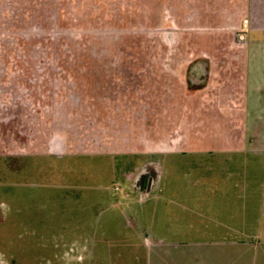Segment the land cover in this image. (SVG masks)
<instances>
[{"label": "rangeland", "instance_id": "374dc122", "mask_svg": "<svg viewBox=\"0 0 264 264\" xmlns=\"http://www.w3.org/2000/svg\"><path fill=\"white\" fill-rule=\"evenodd\" d=\"M245 18L264 28V0H0V264H145L118 203L149 161L161 178L132 204L138 230L264 264V109L241 98L264 104V76L247 90ZM196 56L203 91L187 86ZM82 231V253L58 248Z\"/></svg>", "mask_w": 264, "mask_h": 264}, {"label": "flooded vegetation", "instance_id": "af4514ba", "mask_svg": "<svg viewBox=\"0 0 264 264\" xmlns=\"http://www.w3.org/2000/svg\"><path fill=\"white\" fill-rule=\"evenodd\" d=\"M242 43H243V41H242ZM192 61H194V62L191 63L190 69L187 73V76L189 77V80H187V83H188L187 86L193 87V84L190 83L192 81L190 79V77H191V78L196 80V82L195 81H193V82L197 84L195 86L196 88L195 87H193V88L197 91H200V90L203 91V89L206 87V85L208 83L207 80H209V77H210V73H211L209 70L210 66H208L207 63L205 62V60H203V58H200L199 56L194 57V59ZM233 102L234 101L232 100V105L228 104L230 111L227 110V111L223 112V110L222 111L220 110V113L226 114L225 116H227V118L231 117L232 111L234 109L233 108V104H234ZM202 108H203V106L200 107V109H202ZM217 109L219 110L220 108L217 107ZM221 135H222V137H224L226 135V133L221 134ZM14 171H19V170H14ZM160 178H161V172H160L159 164L157 165L153 161L147 162L146 164H144L140 168L136 169V171L134 172L133 177H132V191L134 193V196H132V198H130V199L129 198H123V199H121L122 202L119 201V203H118V205H121L123 203L126 206V209L130 213V215H133L135 217V219L133 218L134 221L136 219L138 220L139 216L137 214V211H135L133 209L132 204H142L143 202L148 201L152 195L157 193V191L159 190ZM74 188H78V191L75 194L72 193L73 195L71 197L74 201H76L78 203V201H79L78 197L81 196L82 194L84 197V186L83 185H75V186H73V189ZM112 189L114 191H117V190L119 191L120 188L118 185H113ZM69 194H71V193H69ZM76 198H77V200H76ZM126 199H128V200H126ZM1 209H4V211L2 212ZM6 214H7V206L0 201V221L7 218ZM137 220L135 221L136 227L133 228V232L130 233V236H131V238L132 237L135 238V242H132L133 247L134 246L138 247V244L141 243V247H139V248H143L144 249L143 251H145V253H144L145 257H146L145 264H154V258L157 256L160 257V259H161L160 261L158 260V264H170L169 259L167 258L168 256L167 257L164 256L165 258H163V255H161L160 254L161 252H159V251H164L167 255V251H169L171 246H174V247H177V246L174 244L169 245L165 242L163 243L162 239L155 240L154 237L152 236L154 234L153 229H151L148 226L145 229L139 228L140 230H138L139 224H137ZM134 221L133 222L131 220L129 221L131 226L133 225ZM177 231H173L172 234L176 235ZM82 232H83L82 237L78 236V238L76 237L72 241L67 240L66 242H63L58 248L61 251L65 250L67 252H69V251L70 252L71 251L72 252L73 251L79 252L81 250V253H82L86 249V247H88V236H89V234H87L85 231H82ZM258 234L263 236L264 232L262 231V233H261V231H259ZM137 237H141L140 238L141 241L138 242ZM72 259H74V258H72ZM79 259H81V260H79ZM75 260H76L75 262L77 264H81L79 261H82V258L77 257ZM67 264H74V262H70V263L68 262ZM138 264H143V263H138Z\"/></svg>", "mask_w": 264, "mask_h": 264}, {"label": "crops", "instance_id": "0c3cea01", "mask_svg": "<svg viewBox=\"0 0 264 264\" xmlns=\"http://www.w3.org/2000/svg\"><path fill=\"white\" fill-rule=\"evenodd\" d=\"M248 26H250V22ZM256 32H258L261 35H259L258 37L254 36L253 38L251 37L252 39L251 38L249 39L250 35ZM263 34H264V28L262 29L255 28V29L248 30L247 33L245 34V38H243L244 39L243 48L244 50H246V52L240 53V55L236 58V59L240 58V60L246 62V63L244 62V64H246V68H247V84H248L247 90L248 91L252 90L253 88H257L258 86L257 77L259 78L261 73H262V76H264V70H261V71L258 70L259 65L264 67V36ZM234 40H235L234 42L236 41L240 42L239 38L234 39ZM260 63H263V64H260ZM241 98L243 102H246L249 105L251 104L252 107L250 106L249 107L252 109H259V110L264 109V104H262L261 97H256L252 102H250L251 98L249 97L248 92H246L241 96ZM256 116H258V118H262L260 113H258ZM153 232L154 234H164V233H159L158 230H153ZM206 243H207L206 241H203V244L200 248H194V249H192V247H188L187 244L178 246V247L171 246L169 251H167V255L164 251H159V252H161L160 254L163 255V258L168 256L167 258L169 259L170 264H216L214 262L215 256L213 255L214 253L212 249L204 247ZM263 254H264V250H263ZM158 260L159 261L161 260L160 257L158 256L155 257L154 264H158Z\"/></svg>", "mask_w": 264, "mask_h": 264}, {"label": "built area", "instance_id": "2783aa9c", "mask_svg": "<svg viewBox=\"0 0 264 264\" xmlns=\"http://www.w3.org/2000/svg\"><path fill=\"white\" fill-rule=\"evenodd\" d=\"M248 25H249V21L248 19H244L241 26H240V29H239V39L242 40L245 36V34L247 33V30H248Z\"/></svg>", "mask_w": 264, "mask_h": 264}]
</instances>
